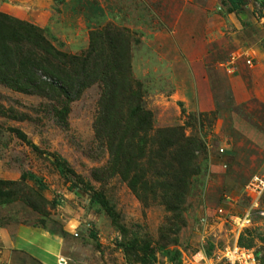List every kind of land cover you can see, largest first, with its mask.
Returning <instances> with one entry per match:
<instances>
[{"label": "rangeland", "instance_id": "1", "mask_svg": "<svg viewBox=\"0 0 264 264\" xmlns=\"http://www.w3.org/2000/svg\"><path fill=\"white\" fill-rule=\"evenodd\" d=\"M261 1L0 0L1 13L31 22L58 50L90 63L99 55L109 73L127 68L113 86L136 83L151 115L147 125L119 96L103 110L100 81L72 99L0 83V250L20 241L25 264H42L43 251L53 264L220 255L232 230L215 213L220 198L241 212L245 183L264 172ZM171 128L197 142L192 155L171 144ZM56 156L71 170L58 173ZM260 200L264 208V191ZM239 235L264 263V214Z\"/></svg>", "mask_w": 264, "mask_h": 264}, {"label": "trees", "instance_id": "2", "mask_svg": "<svg viewBox=\"0 0 264 264\" xmlns=\"http://www.w3.org/2000/svg\"><path fill=\"white\" fill-rule=\"evenodd\" d=\"M229 1L232 8L235 9L240 0ZM261 3L264 4L263 1ZM89 60L88 54L84 56L72 55L58 50L44 38L31 22L16 17L12 18L0 12V83L15 91L43 96L55 94L72 99L77 97L81 89L89 83L100 81L104 84L105 89L102 92L101 102L103 110L108 104L112 106L114 97L119 96L128 101L127 111L133 108L131 107L133 103L134 114L141 117L148 125L151 115L138 103L140 98L138 85L135 83L132 86L126 78H123L120 84L113 86L116 83L117 73L128 72L127 68H118L115 66L118 61H112L113 69L118 68V71L109 73V69L104 67L106 64L102 66L104 59H101L99 55L93 57L91 63ZM58 113L63 115L65 111ZM172 129V135L177 142L170 141L171 144L181 148L180 150L187 149L188 153L192 155L194 150L199 147L197 142L194 139L185 138L179 129ZM175 130L179 132L176 133ZM17 132L23 136L18 129ZM54 165L60 174L71 170L59 156L54 159ZM164 167L165 164H163ZM2 195H6V193L0 190V196ZM98 201L114 221L116 213L113 207L103 196H100ZM156 259L153 252H145L141 256L140 264H147L148 261L154 262Z\"/></svg>", "mask_w": 264, "mask_h": 264}, {"label": "built area", "instance_id": "3", "mask_svg": "<svg viewBox=\"0 0 264 264\" xmlns=\"http://www.w3.org/2000/svg\"><path fill=\"white\" fill-rule=\"evenodd\" d=\"M231 57V56H230ZM248 65L251 64L249 58H244ZM236 65L235 56L227 62V67L234 73ZM223 151V149H220ZM264 191V172L252 175L244 185V196L248 200V205L241 212L229 211L235 203V199L227 194L220 199V204L216 207L215 213L220 217L223 223H226L230 229L231 238L224 250L213 257L212 255L200 254L195 259L194 264H264L256 256L253 249L239 243V234L249 227L253 221L254 215H263L264 208L260 206L261 196ZM234 202V203H233ZM228 209V210H226ZM181 264V263H180Z\"/></svg>", "mask_w": 264, "mask_h": 264}, {"label": "crops", "instance_id": "4", "mask_svg": "<svg viewBox=\"0 0 264 264\" xmlns=\"http://www.w3.org/2000/svg\"><path fill=\"white\" fill-rule=\"evenodd\" d=\"M20 244H21L20 241H19V243H18V241L17 242L15 241L14 243H10L9 247L6 248V250L1 249L3 252V255H0V264H25L23 262L24 259L22 257L18 256V255L21 256V254L23 252V251H21V249L19 250ZM17 248H18V250H17ZM29 250H30V252L33 253V251H36L38 249H36L35 247L32 246L29 248ZM42 254H43L42 264H53V261H52L53 258L50 257L48 252L43 251ZM35 264H38V263L35 262Z\"/></svg>", "mask_w": 264, "mask_h": 264}]
</instances>
